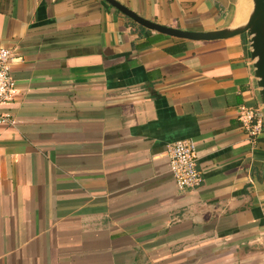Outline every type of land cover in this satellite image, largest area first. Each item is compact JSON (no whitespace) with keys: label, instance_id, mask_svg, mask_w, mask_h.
<instances>
[{"label":"crops","instance_id":"1","mask_svg":"<svg viewBox=\"0 0 264 264\" xmlns=\"http://www.w3.org/2000/svg\"><path fill=\"white\" fill-rule=\"evenodd\" d=\"M189 30L241 24L251 0H117ZM16 88L0 106V264H264V127L245 35L140 33L102 0H0ZM195 143L199 186L166 151Z\"/></svg>","mask_w":264,"mask_h":264},{"label":"water","instance_id":"2","mask_svg":"<svg viewBox=\"0 0 264 264\" xmlns=\"http://www.w3.org/2000/svg\"><path fill=\"white\" fill-rule=\"evenodd\" d=\"M103 1L147 31L182 41L211 42L245 35L250 49L254 87L264 112V0H251L245 22L216 30H189L163 25L137 14L117 0Z\"/></svg>","mask_w":264,"mask_h":264},{"label":"built area","instance_id":"3","mask_svg":"<svg viewBox=\"0 0 264 264\" xmlns=\"http://www.w3.org/2000/svg\"><path fill=\"white\" fill-rule=\"evenodd\" d=\"M14 54L9 47H0V106L7 103L16 88L11 75ZM237 118L246 133L251 137L260 135L264 127V112L260 103L256 106L242 105ZM10 122L8 113H0V125ZM166 155L170 172L178 189L195 188L202 182V172L198 167L197 151L193 141L178 140L170 144Z\"/></svg>","mask_w":264,"mask_h":264},{"label":"trees","instance_id":"4","mask_svg":"<svg viewBox=\"0 0 264 264\" xmlns=\"http://www.w3.org/2000/svg\"><path fill=\"white\" fill-rule=\"evenodd\" d=\"M103 1V0H102ZM129 23L131 24V26L135 27L138 31H140V33H144V32H149L146 29H144L143 27L137 25L135 22H133L132 20L129 19Z\"/></svg>","mask_w":264,"mask_h":264},{"label":"bare ground","instance_id":"5","mask_svg":"<svg viewBox=\"0 0 264 264\" xmlns=\"http://www.w3.org/2000/svg\"><path fill=\"white\" fill-rule=\"evenodd\" d=\"M247 17H248V15H247ZM247 17L245 18V20H244L243 22H245V21H246ZM243 22H242V23H243Z\"/></svg>","mask_w":264,"mask_h":264}]
</instances>
